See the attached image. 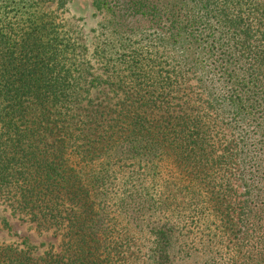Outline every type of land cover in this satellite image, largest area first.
Listing matches in <instances>:
<instances>
[{
  "label": "trees",
  "instance_id": "obj_1",
  "mask_svg": "<svg viewBox=\"0 0 264 264\" xmlns=\"http://www.w3.org/2000/svg\"><path fill=\"white\" fill-rule=\"evenodd\" d=\"M52 3L0 0V200L56 239L0 264H264V0H95L96 67Z\"/></svg>",
  "mask_w": 264,
  "mask_h": 264
},
{
  "label": "rangeland",
  "instance_id": "obj_2",
  "mask_svg": "<svg viewBox=\"0 0 264 264\" xmlns=\"http://www.w3.org/2000/svg\"><path fill=\"white\" fill-rule=\"evenodd\" d=\"M65 2L64 7L58 9L54 3L45 6L44 12L54 13L58 22L65 24L69 28L73 37L79 38L81 43L89 51L85 52V58L90 61L93 66H99L97 59L92 51L100 46L109 38L107 27L108 22H112V14L105 7H94L95 0H59ZM101 26L103 29H101ZM104 33V35H102ZM107 33V34H105ZM8 228L10 229L8 231ZM6 239L21 242L27 239L31 246H38L34 251V255H39L44 250L40 244L52 241L56 243V239L49 237L47 234L39 235L35 226L26 222H22L15 218L5 204L0 200V240ZM191 249V258L187 260L183 256L176 257L175 264H228L225 260L219 258L228 256L225 247L231 248V243H224L221 239L206 237L203 239V246L189 245ZM140 258V254H136L133 259ZM228 258H230L228 256ZM184 259V260H183ZM138 264H145L139 260Z\"/></svg>",
  "mask_w": 264,
  "mask_h": 264
}]
</instances>
